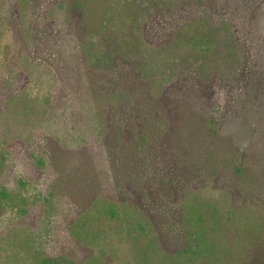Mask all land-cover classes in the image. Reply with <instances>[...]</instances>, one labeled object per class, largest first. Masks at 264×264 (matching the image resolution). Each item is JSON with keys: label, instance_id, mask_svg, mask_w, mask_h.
Returning <instances> with one entry per match:
<instances>
[{"label": "rangeland", "instance_id": "374dc122", "mask_svg": "<svg viewBox=\"0 0 264 264\" xmlns=\"http://www.w3.org/2000/svg\"><path fill=\"white\" fill-rule=\"evenodd\" d=\"M0 264H264V0H0Z\"/></svg>", "mask_w": 264, "mask_h": 264}, {"label": "trees", "instance_id": "16d2710c", "mask_svg": "<svg viewBox=\"0 0 264 264\" xmlns=\"http://www.w3.org/2000/svg\"><path fill=\"white\" fill-rule=\"evenodd\" d=\"M153 130L155 132V129ZM140 133H142V137L140 139L130 141L129 143H127L126 146L124 145L125 147L123 146L121 149L119 147H116V149H119V152H116L115 156H118L117 160H122L124 162L125 168H128L131 165V163L134 161H140L141 163L144 162L143 160L139 158L141 156L139 150L144 145H146L144 138H148V137L143 131H141ZM117 135L122 136L121 134H118V133ZM159 183H157V180H155V182H151L150 184H148L146 188L142 187V190L149 194L151 192L154 193V190L157 191V189L159 188L162 189L163 186L162 185L158 186ZM149 203L154 204V201L150 199ZM108 216L113 219L116 218L117 212L113 207L108 209Z\"/></svg>", "mask_w": 264, "mask_h": 264}]
</instances>
